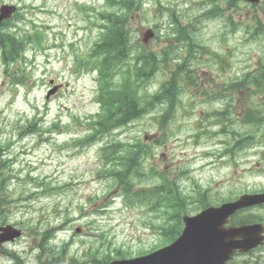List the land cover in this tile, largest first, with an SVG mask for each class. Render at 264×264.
I'll list each match as a JSON object with an SVG mask.
<instances>
[{
  "label": "rangeland",
  "instance_id": "rangeland-1",
  "mask_svg": "<svg viewBox=\"0 0 264 264\" xmlns=\"http://www.w3.org/2000/svg\"><path fill=\"white\" fill-rule=\"evenodd\" d=\"M2 2L22 8L21 30L45 27L49 50L29 46L26 61L21 52L8 66L0 52V225L23 230L19 240L0 247V264H105L135 257L164 246L166 227H178L177 213L193 215L210 203L264 192V116L256 125L245 119L251 108L264 115V83L262 90L234 86L264 64V5L238 2L233 11L218 9L216 0H139L129 24L137 53L142 32L157 27L159 33L147 47L158 68L146 76L140 95L171 79L174 110L158 102L128 126L83 142L98 119L100 86L91 70L95 62L80 67L77 59L92 52L103 31L99 24H107L104 0ZM160 5L184 10L179 21L186 28L176 33ZM208 9L212 15L201 19ZM183 59L189 71L179 88L172 75ZM55 84L59 90L47 99ZM113 142L124 147L118 155L127 157L136 145L143 150L132 194L152 207H139L132 194L127 202L133 206L124 204L113 176L122 167L106 164L100 153L115 148ZM162 178L172 186L162 191L173 198L179 192L185 204L169 206L161 194L138 193L163 185ZM237 219L264 220V206ZM256 263L264 264V248L235 257V264Z\"/></svg>",
  "mask_w": 264,
  "mask_h": 264
},
{
  "label": "trees",
  "instance_id": "trees-1",
  "mask_svg": "<svg viewBox=\"0 0 264 264\" xmlns=\"http://www.w3.org/2000/svg\"><path fill=\"white\" fill-rule=\"evenodd\" d=\"M113 1L116 2L117 0ZM135 3H137V0H135L133 4ZM117 4L125 10V13L122 14L123 17L114 13L109 14L108 21L112 26L110 33L112 37L107 40L106 48L108 51L105 52V58L101 63V70L105 78L120 74L123 77V81L116 90L112 91L108 88L107 98H105L104 94L99 98L102 103H105L108 109H104V112L99 116L95 124L90 126L94 130L85 142L94 140L98 134L100 136L108 135L115 128L127 125L131 120L138 119L141 114L148 112L156 103H151L156 97L155 95L151 97L152 100L150 102H146L144 105V102L150 95L144 94L142 97H139L138 91L145 86L143 85L145 80L142 79L150 75L151 70H156L158 61L155 59L154 54H148L145 51H143V53L140 52L138 55L137 49L132 45L125 26L129 20L127 11L130 9L132 10L133 6L128 0H119ZM118 5L116 6L118 7ZM29 41H32V37H29ZM27 42L28 41H20L14 34L1 33L0 50H3L5 61L13 63L18 60L20 53L24 50L23 45H26ZM262 67H264V64H262ZM180 72H183V70L180 69L179 73ZM263 73L264 70L261 68L258 75L255 76L251 82H254L256 85L263 84ZM180 77V75H176L175 81ZM147 81L148 80H146V82ZM245 81L248 80L244 79L242 84H245ZM162 90L165 96H167V94L174 96L176 88L173 84H169V86L164 84ZM123 148L124 147L120 144L116 145L115 148H109V155L107 154V158L115 167H122L121 170H116L118 172L113 176L120 187L128 191L133 187L135 177L140 174L139 157L143 153V150H141L140 147H135L138 149L136 151H130L126 154V157L125 155H118V151H121ZM130 178L132 179V183L129 181ZM159 189L160 188H156L153 191L160 194L158 191ZM166 201L167 200H165L164 203ZM177 229L178 228L173 227L170 231V236L175 237ZM167 237L169 238L168 235Z\"/></svg>",
  "mask_w": 264,
  "mask_h": 264
},
{
  "label": "water",
  "instance_id": "water-1",
  "mask_svg": "<svg viewBox=\"0 0 264 264\" xmlns=\"http://www.w3.org/2000/svg\"><path fill=\"white\" fill-rule=\"evenodd\" d=\"M12 11L13 9L5 7L0 21L10 17ZM146 37L144 43L148 42L152 33L148 31ZM263 203L264 194H245L235 202L208 208L194 217L186 216V228L171 246L141 258L112 264H226L236 250L248 252L264 239L261 225L226 228L229 217L240 209ZM0 230L3 232L0 243L13 240L19 235L11 226Z\"/></svg>",
  "mask_w": 264,
  "mask_h": 264
},
{
  "label": "flooded vegetation",
  "instance_id": "flooded-vegetation-1",
  "mask_svg": "<svg viewBox=\"0 0 264 264\" xmlns=\"http://www.w3.org/2000/svg\"><path fill=\"white\" fill-rule=\"evenodd\" d=\"M222 1H226V5H224V7L227 10H230V9L233 10L234 9V6H235L234 0H222ZM262 4L264 5V0L262 1V3L260 5H262ZM216 5L219 6L217 3H216ZM209 12H211L210 9L204 10L202 13V16L203 17H210V15H212V14H209Z\"/></svg>",
  "mask_w": 264,
  "mask_h": 264
},
{
  "label": "bare ground",
  "instance_id": "bare-ground-1",
  "mask_svg": "<svg viewBox=\"0 0 264 264\" xmlns=\"http://www.w3.org/2000/svg\"><path fill=\"white\" fill-rule=\"evenodd\" d=\"M255 263V262H254ZM257 264V263H256Z\"/></svg>",
  "mask_w": 264,
  "mask_h": 264
}]
</instances>
